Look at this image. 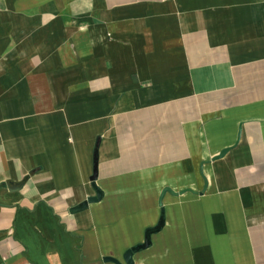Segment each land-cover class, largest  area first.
Segmentation results:
<instances>
[{"label": "crops", "instance_id": "obj_1", "mask_svg": "<svg viewBox=\"0 0 264 264\" xmlns=\"http://www.w3.org/2000/svg\"><path fill=\"white\" fill-rule=\"evenodd\" d=\"M130 250L264 264V0H0V264Z\"/></svg>", "mask_w": 264, "mask_h": 264}, {"label": "water", "instance_id": "obj_2", "mask_svg": "<svg viewBox=\"0 0 264 264\" xmlns=\"http://www.w3.org/2000/svg\"><path fill=\"white\" fill-rule=\"evenodd\" d=\"M222 154H225V152H222ZM222 154H221V155H222ZM94 175H95V176H94L93 179H95L96 176H97V172H96V171H95V174H94ZM167 191H169V190H166V192H167ZM99 198H101V193H100V192L97 193V196H96V197H94V198H89L86 202H84L83 204H81L79 210H83V209H85L89 203L96 202V201L99 200ZM162 224H163V221L161 222V225H162ZM145 245H146V244H145ZM126 256H127V262H128V264H131L130 259H131V257H132V250L128 251Z\"/></svg>", "mask_w": 264, "mask_h": 264}]
</instances>
